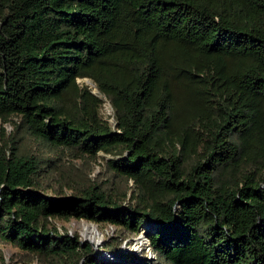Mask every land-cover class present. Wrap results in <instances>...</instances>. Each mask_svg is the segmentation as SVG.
Masks as SVG:
<instances>
[{
	"label": "trees",
	"instance_id": "trees-1",
	"mask_svg": "<svg viewBox=\"0 0 264 264\" xmlns=\"http://www.w3.org/2000/svg\"><path fill=\"white\" fill-rule=\"evenodd\" d=\"M0 125V264H264V0H0ZM57 150L111 158L76 181ZM56 219L148 222L155 259Z\"/></svg>",
	"mask_w": 264,
	"mask_h": 264
},
{
	"label": "rangeland",
	"instance_id": "rangeland-1",
	"mask_svg": "<svg viewBox=\"0 0 264 264\" xmlns=\"http://www.w3.org/2000/svg\"><path fill=\"white\" fill-rule=\"evenodd\" d=\"M82 84H87L86 79L79 80ZM88 85V84H87ZM89 86V85H88ZM100 115L113 124V111L109 102L105 101L100 109ZM11 120H15L13 117ZM1 126V125H0ZM4 139L13 132L12 122H7L2 124ZM24 146L28 150L33 152H44L47 153V149L42 146L39 142L30 137H24ZM1 145V140H0ZM50 158L56 161V164L60 169L70 178L76 181H82L85 176L90 178H98L104 175L105 170L103 168L105 160L109 157L103 153H98L95 158L90 157H74L71 156L67 151H52L49 153ZM131 185V184H130ZM69 193V191H67ZM47 194L50 195L52 192L47 190ZM55 225L60 228V232L67 231L71 235H78L80 240L84 243H89L94 248V255L97 258L111 259L113 255L110 252L103 250L102 247L108 244H115L116 246L120 244V252H131L139 257L145 255L148 259H155L151 248L149 247L148 239L140 240L141 226L138 232L128 239L123 240L119 236V232L112 225L99 226L93 222L86 220H61L56 219ZM91 228L97 235H94ZM89 232V233H87ZM2 253L4 257V264H36V261L29 256L21 255L16 249L10 246H3ZM118 255V254H116ZM82 264V262L80 263Z\"/></svg>",
	"mask_w": 264,
	"mask_h": 264
},
{
	"label": "bare ground",
	"instance_id": "bare-ground-1",
	"mask_svg": "<svg viewBox=\"0 0 264 264\" xmlns=\"http://www.w3.org/2000/svg\"><path fill=\"white\" fill-rule=\"evenodd\" d=\"M89 83H91V81H88ZM91 85V87L93 88V89H95V86H93L92 85V83L90 84ZM97 93V92H96ZM151 225L148 223V222H145V223H143V225L141 226V229H140V231H141V235H140V240L142 241V240H145L146 239V237L148 236V232H149V227H150ZM90 232H93L94 233V235H97L95 232H94V230L91 228V231ZM87 233H89V232H87Z\"/></svg>",
	"mask_w": 264,
	"mask_h": 264
},
{
	"label": "water",
	"instance_id": "water-1",
	"mask_svg": "<svg viewBox=\"0 0 264 264\" xmlns=\"http://www.w3.org/2000/svg\"><path fill=\"white\" fill-rule=\"evenodd\" d=\"M88 81H91V80L88 79V78L86 79V82H87V84L89 85V87H91V85H90L91 83H92L93 86H95V89H92V92H93V93L98 92V91H97V88H96V85H95L92 81H91V83H89ZM149 220H151V219H149ZM147 239H148V238H147ZM82 243H83V242H82Z\"/></svg>",
	"mask_w": 264,
	"mask_h": 264
}]
</instances>
